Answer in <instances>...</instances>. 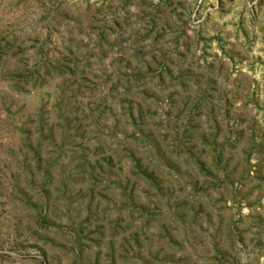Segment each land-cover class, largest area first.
<instances>
[{
    "label": "rangeland",
    "instance_id": "1",
    "mask_svg": "<svg viewBox=\"0 0 264 264\" xmlns=\"http://www.w3.org/2000/svg\"><path fill=\"white\" fill-rule=\"evenodd\" d=\"M0 264H264V0H0Z\"/></svg>",
    "mask_w": 264,
    "mask_h": 264
}]
</instances>
